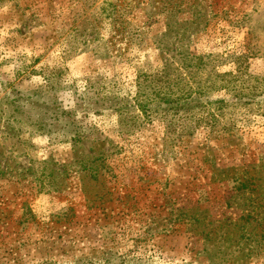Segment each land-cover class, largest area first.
Returning <instances> with one entry per match:
<instances>
[{
	"label": "rangeland",
	"instance_id": "374dc122",
	"mask_svg": "<svg viewBox=\"0 0 264 264\" xmlns=\"http://www.w3.org/2000/svg\"><path fill=\"white\" fill-rule=\"evenodd\" d=\"M224 74L264 77V0H0V264H264Z\"/></svg>",
	"mask_w": 264,
	"mask_h": 264
},
{
	"label": "trees",
	"instance_id": "16d2710c",
	"mask_svg": "<svg viewBox=\"0 0 264 264\" xmlns=\"http://www.w3.org/2000/svg\"><path fill=\"white\" fill-rule=\"evenodd\" d=\"M221 84L218 86L220 91L228 93L233 98L235 105L240 104L241 97L245 94L247 97H253L256 94L264 93V77L257 76H236L231 74H224L219 76ZM234 82H237L234 84ZM214 90H217L216 88ZM222 106H226L231 103L229 100H218ZM222 114V113H220Z\"/></svg>",
	"mask_w": 264,
	"mask_h": 264
}]
</instances>
